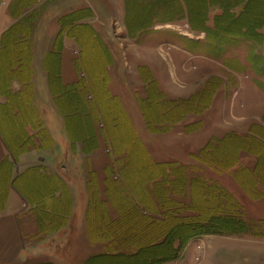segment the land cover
<instances>
[{
  "label": "rangeland",
  "instance_id": "374dc122",
  "mask_svg": "<svg viewBox=\"0 0 264 264\" xmlns=\"http://www.w3.org/2000/svg\"><path fill=\"white\" fill-rule=\"evenodd\" d=\"M70 1L63 0L66 10ZM250 1L74 0L80 44L66 42L81 66L80 77L91 88L86 108H92L89 118L71 121L69 130L78 140L75 145L64 141V158H57L58 170L61 161L63 177L79 200L75 196L65 205L66 210L70 206L66 212L74 214V225L62 238L50 240L53 248L69 243L71 248L40 256L59 258L60 264H83L89 254L105 253L108 245L128 257L137 251L132 237L138 222L129 213L142 190L138 180L149 166L138 156L130 166L127 154L139 141L153 163H179L187 182L220 190L214 213L231 201L236 207L234 213L219 214H235V223L227 221L219 232L183 245L177 242V258H161L157 264H264V70L254 59L264 55V0ZM52 18L55 15L48 14L44 23L55 33ZM91 73L94 82L88 79ZM165 121L167 130L160 125ZM148 124L161 132L151 133ZM95 137L98 148L87 157L82 152L93 146ZM212 142L215 157L210 159L215 163L192 158ZM50 148L53 156L45 161L52 164L62 148ZM183 174L176 167L169 177L179 181ZM170 199L185 205L198 201L199 207L208 200L196 198L190 186L178 194L172 191ZM34 221L33 216L21 217L29 244L42 238ZM146 259L130 262L126 257L123 264H150ZM107 262L103 264H112Z\"/></svg>",
  "mask_w": 264,
  "mask_h": 264
},
{
  "label": "crops",
  "instance_id": "0c3cea01",
  "mask_svg": "<svg viewBox=\"0 0 264 264\" xmlns=\"http://www.w3.org/2000/svg\"><path fill=\"white\" fill-rule=\"evenodd\" d=\"M76 8L74 0L67 10L63 0H0V264H60L59 258L51 261L40 253L71 248L70 243L53 248L50 238L57 241L74 225L65 205L79 198L63 177L61 161L58 170L57 158H64V141L75 145L78 140L69 130L71 121L89 118L92 108L77 92L65 105V90L80 80L79 62L67 44L78 42ZM48 14L55 15V33L44 23ZM254 59L264 70V55ZM52 144L62 153L56 151L49 164ZM82 153L92 157L95 151ZM22 216H33L39 241L27 242ZM97 255L89 254L83 264Z\"/></svg>",
  "mask_w": 264,
  "mask_h": 264
},
{
  "label": "trees",
  "instance_id": "16d2710c",
  "mask_svg": "<svg viewBox=\"0 0 264 264\" xmlns=\"http://www.w3.org/2000/svg\"><path fill=\"white\" fill-rule=\"evenodd\" d=\"M82 51L84 52L83 47ZM79 70L81 71V66H79ZM88 79H91V82H94V76L92 75V73ZM76 92L78 93L77 95H79L78 97L80 102H86V97H89V94L91 93V88L89 87V85H87L86 80L82 77H80L79 82L65 90V99L71 100V97L75 95ZM171 124H173V122L170 123V125ZM160 125L165 128L164 130H167L169 121L161 122ZM147 126L151 133L161 132L158 129L155 130L153 128V125L148 124ZM94 139L95 141L93 146L90 147L91 145H88L89 147L85 148V151L92 152L98 148V140L96 137ZM137 145L138 146L133 147L132 150L129 151L130 153L127 154L129 155L128 158L131 162L130 166H132L131 164L132 162H134L133 157L137 156L139 158V162H141L140 158H142V162H148L149 166L147 175H141L139 178L140 180H138V185L140 184L142 186V190L137 193L138 196L135 202L132 204V209H130L131 211L129 213L131 215H136L135 221L138 222L136 224L138 231L135 232V237H132L135 241V244H132V246L136 248L137 251L133 253V255H130V257H128L129 255L127 256L122 252L115 253V251L111 248L112 246L108 245L105 253L90 258L87 264H95V262L96 264H103L104 260H107L112 264H116L119 261H123L124 258L126 259V257L130 262L138 257H145V259L147 258L146 262L148 261L150 262V264H157L161 258L162 260L166 261L175 260L178 255V251L175 247L177 242L183 245L193 237L205 235L210 233L211 231L219 232L218 227L223 223L225 224L227 221H232L231 223H235V214L231 217L219 215L225 213L226 210L232 213L236 212V207L234 206V203L232 201L230 204L233 205L229 204L227 208H225V210L221 207L222 210L220 212H217V214L214 213V209L216 208V206L214 208V202L217 203L218 199L221 198H219L220 190L216 189V187H210L209 185L204 186V184H199L194 181L187 182V177L183 170L185 167H183L179 163H153L149 159V155L141 142L138 141ZM214 145H216V142L209 143L206 148H204L200 152L199 155H192V158L203 164L214 162L210 159V157H215ZM137 149L140 150L142 154L139 153L138 155V151H136ZM111 154L112 157L115 156L114 151ZM115 163V167L118 168V162ZM176 167H178V169L182 171V173H184L178 178L179 181L171 180V177H169V174L172 173L173 169H175ZM126 168H123V174ZM145 169L147 171L148 167H145ZM90 181L91 184L97 185V181L93 182L91 179ZM187 186H190V189L193 190V195L196 198L202 197L205 198V200L206 198L208 199L202 202L203 207H199L198 205L200 204V202L196 201V203H194V200L190 203V205H185L182 202L170 199V194L172 191L174 192V194H178ZM205 187L206 190H208L212 194L213 201L205 191ZM95 190L97 191L98 189L96 188ZM93 196V200L96 201V199H98L97 195ZM101 205L105 207L106 203H102ZM191 212H194L195 215L188 216V214ZM123 220H125L124 217ZM227 231H231V229H228ZM129 239H131V237L128 238V241L126 242L131 241ZM165 248L167 249L164 250ZM152 252H156V255L150 256L149 253L151 254ZM158 252L164 253L158 255ZM142 263L143 261L138 262V264Z\"/></svg>",
  "mask_w": 264,
  "mask_h": 264
}]
</instances>
